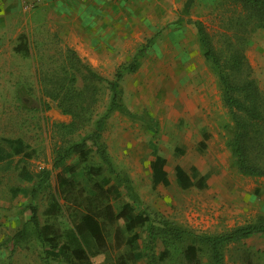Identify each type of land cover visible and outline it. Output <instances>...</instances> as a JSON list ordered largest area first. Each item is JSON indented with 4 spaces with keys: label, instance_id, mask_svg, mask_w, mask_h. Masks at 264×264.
<instances>
[{
    "label": "rangeland",
    "instance_id": "374dc122",
    "mask_svg": "<svg viewBox=\"0 0 264 264\" xmlns=\"http://www.w3.org/2000/svg\"><path fill=\"white\" fill-rule=\"evenodd\" d=\"M62 5L68 9L55 11L56 0H0V264H215L208 247L190 237L173 240L164 224L208 237L247 226L243 206L249 200L241 195L254 189L256 177H264L243 175L234 165L227 146L232 122L195 25H202L224 61L226 37L234 31L233 5L227 0H79ZM5 11L9 17L3 18ZM240 34L246 39L249 77L264 94V28L247 25ZM21 38L26 45L15 52ZM67 50L81 63L78 73L70 67ZM133 61L136 67L129 72ZM222 62L220 69L228 77L231 71ZM87 70L106 81L121 71V100L131 115L108 113L107 84L90 81ZM65 73L76 74L74 88L86 94L84 106L87 101L91 108L88 122L73 133L72 117L45 95L53 91L51 78ZM101 118L99 143L112 171L94 148L85 150L84 159L70 153L64 163L80 161L86 173L102 170L89 176L90 182L116 190L110 199L114 210L129 204L133 214L143 213L150 221L130 233L122 222L102 225L97 243L75 234L84 205H78V187L71 193L61 189L53 164L92 133ZM202 130L209 133L207 144H198ZM156 156L165 161L167 186L150 179ZM221 162L238 174L232 183L224 182ZM176 166L190 170L192 177L196 166L202 187L180 188ZM251 194L254 200L256 194ZM30 208L38 226H45L40 237L30 222ZM133 235L138 239L131 243ZM260 239L264 241L257 237L227 244L221 249L222 263L264 264ZM190 245L197 251L194 263L184 258ZM64 247H80L89 259L75 261Z\"/></svg>",
    "mask_w": 264,
    "mask_h": 264
},
{
    "label": "trees",
    "instance_id": "16d2710c",
    "mask_svg": "<svg viewBox=\"0 0 264 264\" xmlns=\"http://www.w3.org/2000/svg\"><path fill=\"white\" fill-rule=\"evenodd\" d=\"M227 1L233 5V13L236 17L233 21L230 19L234 31L230 36L226 37L229 45V48H227L229 50L224 61L220 59L219 53L214 49L202 25L200 23L195 25L204 51V57L213 66V69L217 71L221 85L222 103L228 109L233 123V132L227 146L230 149L234 165L238 172L243 175L257 176L264 173V94L258 90L255 82L249 77V67L243 55V46L246 44V39L240 33L243 32V29L247 25L264 28V0ZM25 45V40L21 38V42L14 48V51L18 52L23 50ZM67 54L69 55V61L73 63H71L70 67L74 68L75 72L78 73V67L81 65L80 61L73 52L67 50ZM222 61L231 71L228 77L220 69V63ZM135 67L136 61H133L128 66L127 71L132 72ZM75 75L74 73H65L62 76L51 78L49 84L53 91H45L47 97L57 101L63 114L72 117L73 121L70 126V132L72 133L85 125L91 114L89 102L86 101L87 106H84L86 94L74 88L76 82ZM121 77L122 73L119 71L115 74L114 81H106L90 70H87V78L90 81L96 83L106 82L107 84L108 90L110 91L108 113L119 111L123 114L131 115L121 100V90L119 88V80ZM93 95L89 96L92 101L94 99ZM102 122L103 118L99 119L92 133L83 137L78 143L70 145L63 152V155H60L53 164L55 169H59L56 175V181L61 189L65 193H71L72 189L78 187V205H84L80 213L79 221L73 226L75 234L82 237L84 233H89L97 243L103 237L102 225L122 222L125 232L130 233L138 227H143L150 221L149 216L143 213L133 214V210L129 204L122 205L117 213L113 211L110 205V199L111 197H116V190L111 187L103 188L101 183L91 184L90 182L89 176L97 177L101 174L102 170L91 168L86 173L79 168L80 161L72 165H66L64 163V159L70 153H77L81 159H84L86 156L85 150L94 148L101 161L111 170V163L106 150L99 143ZM145 122L149 126L153 124L150 119L145 120ZM164 165V159L159 156H156L151 162L150 169L154 184H161L162 186L168 185L166 173L163 169ZM174 172L176 183L180 188L202 187L201 178L190 181L187 174L177 166L174 168ZM125 181L127 182V180ZM94 204L97 206L96 209H94L96 207ZM30 214V222L38 230L34 208H30ZM164 229L168 231V234L173 240L178 241L184 237H190L200 245L208 247L215 264H223L221 249L227 244L246 239L256 233L264 234V226L262 225L239 227L226 234L215 237L196 236L167 224H164ZM137 239L133 235L129 241L134 243ZM161 242L165 245L164 239H161ZM63 249L75 261L87 260L84 250L80 247L73 250H69L66 247ZM196 254L195 246L190 245L184 251V258L187 262L194 263L197 257Z\"/></svg>",
    "mask_w": 264,
    "mask_h": 264
},
{
    "label": "crops",
    "instance_id": "0c3cea01",
    "mask_svg": "<svg viewBox=\"0 0 264 264\" xmlns=\"http://www.w3.org/2000/svg\"><path fill=\"white\" fill-rule=\"evenodd\" d=\"M41 1H48V0H41ZM76 1H79V0H56L57 6H53V9L54 10L56 9L55 11H59L61 8H64V6L62 5V3H65L67 5H71L72 6L74 4V2H76ZM64 9H68V8H64ZM9 13H10L9 11L8 12L5 11L3 13L2 17L5 18L6 15H8V17H9ZM232 126H233V123H232ZM200 138L201 139L198 142V144L200 142H203V143L207 144L208 140L210 139L209 133L206 132L205 130H202L201 133H200ZM165 166H166V164L164 165V168L163 169H164V172L166 173V178H167V181H168V175H167V172H166V169H165L166 167ZM194 167H195V171L197 172V174H195L194 177H192V175H190L192 173L190 170L189 171H185L184 168L180 167L187 174V176L189 177L190 181H194V180L198 179V175L200 174L198 172V168L196 166H194ZM192 168H193V166L190 167V169H192ZM220 168H221L222 173H223L224 182L232 183L234 179L238 178L237 177L238 174L235 171L230 170L229 168H227L226 166H224V164L222 162L220 163ZM256 178L259 179L258 180L259 183L254 187V189L253 188H247L246 190H244L245 195L242 194L241 197H243V199H244L245 202H248V200H249V205L248 206H243V209L245 211L244 212V215H246V218L250 219L248 222L246 221V225H253V226L262 225V226H264V177H259V178L256 177ZM150 179L152 180L151 169H150ZM174 179L176 180L175 172H174ZM240 180H241V178H239V181ZM241 182H242V180H241ZM234 187H238L237 189H240L239 186H234ZM232 192L233 193H236L238 191H232ZM251 193L256 194L254 200L252 199V194ZM110 205L112 206L111 203H110ZM113 211L115 213H117L116 210H114V208H113ZM39 228L40 227L38 226V230L37 231H39V235L41 236L40 231L43 230L44 226L42 228H40V229ZM83 236L86 239H91L92 238V236L89 233H84ZM257 237L264 238V234H262V233H256V234H253L252 236H250V237H248L246 239H243V240L249 239V241H252L254 238H257ZM260 240H262V239H260ZM262 244H264V241L263 240H262ZM86 257L88 258L87 255H86Z\"/></svg>",
    "mask_w": 264,
    "mask_h": 264
}]
</instances>
